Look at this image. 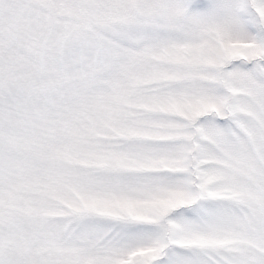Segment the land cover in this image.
<instances>
[{"label": "snow or ice", "instance_id": "obj_1", "mask_svg": "<svg viewBox=\"0 0 264 264\" xmlns=\"http://www.w3.org/2000/svg\"><path fill=\"white\" fill-rule=\"evenodd\" d=\"M0 264H264V0H0Z\"/></svg>", "mask_w": 264, "mask_h": 264}]
</instances>
